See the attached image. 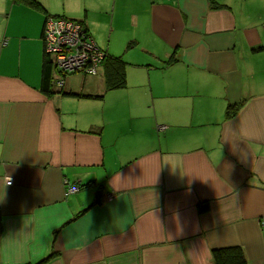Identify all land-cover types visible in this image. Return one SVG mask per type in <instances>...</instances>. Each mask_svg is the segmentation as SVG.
I'll return each mask as SVG.
<instances>
[{"label":"crops","instance_id":"0c3cea01","mask_svg":"<svg viewBox=\"0 0 264 264\" xmlns=\"http://www.w3.org/2000/svg\"><path fill=\"white\" fill-rule=\"evenodd\" d=\"M37 1L0 0V238L30 223L27 264H214L233 245L264 264V0ZM48 15L80 20L126 85L100 67L45 94Z\"/></svg>","mask_w":264,"mask_h":264},{"label":"built area","instance_id":"2783aa9c","mask_svg":"<svg viewBox=\"0 0 264 264\" xmlns=\"http://www.w3.org/2000/svg\"><path fill=\"white\" fill-rule=\"evenodd\" d=\"M42 43L53 68L52 84L58 89L64 87L68 74H97L106 57V52L95 43L84 24L73 18L48 15L42 28ZM64 183L67 193L78 190L67 180ZM260 224L264 227V215Z\"/></svg>","mask_w":264,"mask_h":264},{"label":"trees","instance_id":"16d2710c","mask_svg":"<svg viewBox=\"0 0 264 264\" xmlns=\"http://www.w3.org/2000/svg\"><path fill=\"white\" fill-rule=\"evenodd\" d=\"M15 3L24 4L26 6L41 10L43 7L37 0H13ZM43 51V43H42ZM102 71L104 75L105 89H117L124 87L126 85L125 79V62L120 56H114L106 53V57L102 62ZM53 68L50 59L44 54L43 51V60H42V72H41V90L45 94L52 93L54 85L52 84L53 79ZM62 91V90H59ZM65 95L72 96H83L82 94H77L74 92H62ZM243 101H238L233 104H228L225 110V118H231L235 115L239 107L242 105ZM102 187H98L92 199V202L89 206L101 203L104 199V193ZM88 206V207H89ZM207 209V204L203 203L198 206V211L203 212ZM85 211V210H83ZM211 256L214 264H248L244 251L241 246H225L219 248H213L211 250ZM46 259V258H45ZM39 261L36 264H42L44 262Z\"/></svg>","mask_w":264,"mask_h":264},{"label":"clouds","instance_id":"9594fccd","mask_svg":"<svg viewBox=\"0 0 264 264\" xmlns=\"http://www.w3.org/2000/svg\"><path fill=\"white\" fill-rule=\"evenodd\" d=\"M2 196H0V203H2ZM35 238L34 231L30 223L21 224L20 229L14 233H8L5 237L0 238V264H27L30 259V250L28 244L24 241L27 239L31 243ZM8 242H15L17 249L14 253H10L6 258L3 253V248ZM43 243V237L41 236V244Z\"/></svg>","mask_w":264,"mask_h":264},{"label":"rangeland","instance_id":"374dc122","mask_svg":"<svg viewBox=\"0 0 264 264\" xmlns=\"http://www.w3.org/2000/svg\"><path fill=\"white\" fill-rule=\"evenodd\" d=\"M74 82H76V79H74Z\"/></svg>","mask_w":264,"mask_h":264}]
</instances>
